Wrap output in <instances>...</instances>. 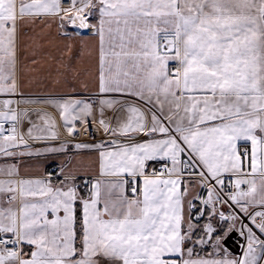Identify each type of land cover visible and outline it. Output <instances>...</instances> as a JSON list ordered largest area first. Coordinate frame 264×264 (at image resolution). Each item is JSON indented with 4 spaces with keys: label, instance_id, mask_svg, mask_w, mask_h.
<instances>
[{
    "label": "snow or ice",
    "instance_id": "snow-or-ice-1",
    "mask_svg": "<svg viewBox=\"0 0 264 264\" xmlns=\"http://www.w3.org/2000/svg\"><path fill=\"white\" fill-rule=\"evenodd\" d=\"M0 264H264V0H0Z\"/></svg>",
    "mask_w": 264,
    "mask_h": 264
}]
</instances>
